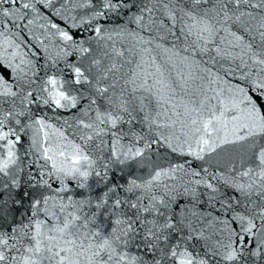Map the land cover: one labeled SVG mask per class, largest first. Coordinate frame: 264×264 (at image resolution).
<instances>
[{"label":"snow or ice","instance_id":"6c2138e0","mask_svg":"<svg viewBox=\"0 0 264 264\" xmlns=\"http://www.w3.org/2000/svg\"><path fill=\"white\" fill-rule=\"evenodd\" d=\"M0 264H264V0H0Z\"/></svg>","mask_w":264,"mask_h":264}]
</instances>
